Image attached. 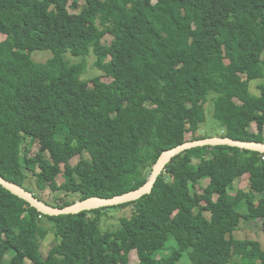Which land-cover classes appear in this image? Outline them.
Segmentation results:
<instances>
[{
	"label": "trees",
	"instance_id": "16d2710c",
	"mask_svg": "<svg viewBox=\"0 0 264 264\" xmlns=\"http://www.w3.org/2000/svg\"><path fill=\"white\" fill-rule=\"evenodd\" d=\"M69 2L0 0L1 177L28 191L33 179L39 192L79 196L60 205L31 191L60 209L127 194L188 134L212 137L197 136L208 102L219 137L264 143V84L260 96L251 92L264 80V0H88L78 14ZM36 52L50 57L36 62ZM68 53L83 59L71 64ZM92 55L112 82L97 76L88 89ZM234 167L250 175L249 189L231 196ZM119 207L131 215L103 230ZM258 220L264 232V155L196 148L168 164L151 195L79 215H42L0 185V264H130L133 252L138 264H180L184 251L191 264H264L263 244L236 236L243 222ZM51 234L58 243L44 256ZM171 237L178 249L159 257Z\"/></svg>",
	"mask_w": 264,
	"mask_h": 264
},
{
	"label": "rangeland",
	"instance_id": "374dc122",
	"mask_svg": "<svg viewBox=\"0 0 264 264\" xmlns=\"http://www.w3.org/2000/svg\"><path fill=\"white\" fill-rule=\"evenodd\" d=\"M87 1L88 0H70V2H69L70 12L73 14L80 13L81 10L83 9V7L86 5ZM107 36H106V42L110 44L112 41V38L109 36L107 37ZM5 40H6V36L0 35V42L5 41ZM49 57H50V53H48V52H36L33 55V58L36 62H44ZM82 59L83 58L72 56L71 53L66 54V60L69 61L71 64L79 63L80 61H82ZM263 59H264V55H263ZM87 62H88V70H87L88 72H87V74L84 75L83 80L85 81L86 87L88 89L92 88L91 81L93 78H95L97 76L100 77L102 79V81L105 83H111L112 82V79L107 78L105 76V73L96 67L97 58L94 55H92V57H90L87 60ZM261 84H264V80L253 81L251 83V92L253 95H257V96L261 95L260 91L258 90V87ZM205 110H206V116H207V124H206L207 127H203L202 130H200L197 133V136H203L206 134H208V136H212V137H217L218 135L222 136V132H219L218 130H216V128L220 127V126L215 121V119L213 117L211 102H208L206 104ZM251 131L252 132L258 131L256 124L251 125ZM192 137L193 136L191 134H188L187 140H191ZM39 149H40L39 145L32 146L30 157L35 156L39 152ZM84 158L88 159L89 155L88 154L84 155ZM79 161H80V159L78 157L74 158L72 160V165H77L79 163ZM195 163L197 164L198 162L195 161ZM234 170L237 174V181L234 185V188L229 191L231 196H235L239 190L247 191L249 189L250 175L246 174L245 176H240L239 170H237L236 167H234ZM65 180H66V178H65L64 174H62L61 176H59L57 178V182L60 185L63 184L65 182ZM209 182H210L209 179L204 180L203 183L201 184V186L198 187V190H196V194L198 192H199V194L204 193V189L209 185ZM26 185L29 186L30 188H33V190L32 189H30V190L33 191V193L35 195H37V194L40 195V197H42L44 199V201L49 202V203H58L60 205H64V203H66V202H74L79 198L78 195L73 194V193H71V194H65L62 192L53 193L50 190L45 191V192H39L37 190V188L35 187V183H34L33 179H30L26 183ZM262 196L263 195H260L259 197H262ZM202 200H203V198H202ZM120 208H123V207L114 208L110 211V213H108V216L104 219V221L102 223L103 230H106V231L118 230L120 227V219L122 217H129L131 215L130 208H128V207L124 208V209H120ZM111 212H113V213H111ZM244 212H247V207H244ZM177 213H178V215L184 214L186 216V214L183 213L182 211H179ZM174 220L176 222H180L179 220H181V219L177 220L176 216L174 215ZM44 221H43L42 225L45 228H50L48 225L51 223L50 222L44 223ZM48 230H50V229H48ZM236 236L238 239L257 240L263 244V248H264V232H263L262 220H258L256 222H243L241 224L239 231L236 233ZM42 243H43L42 244V252H43V255L46 256L47 253L58 243L57 237L55 235L51 234ZM177 249H178V244L176 242V239L171 237L170 241L165 246V249L163 251L159 252L158 256L162 257V258H168ZM14 254H15L14 251L9 252L5 257V261H7V262L11 261ZM138 263H139L138 256H137L136 252H133L131 254L130 264H138ZM27 264H33V263L27 261ZM180 264H191V259H190V256H189L187 251H184V253H182V258H181Z\"/></svg>",
	"mask_w": 264,
	"mask_h": 264
},
{
	"label": "water",
	"instance_id": "95a60500",
	"mask_svg": "<svg viewBox=\"0 0 264 264\" xmlns=\"http://www.w3.org/2000/svg\"><path fill=\"white\" fill-rule=\"evenodd\" d=\"M220 146H229L232 148L257 152L259 154L264 155V143L243 142V141H237L223 137H211L202 140L188 141L177 148L165 151L160 156L159 160L157 161V163L153 168V172L150 179L143 187L111 199H104L98 197L89 198L88 200L77 202L74 205L62 209L47 204L46 202L35 197L32 192L26 190L25 188L17 184H14L6 180L1 176H0V185L3 186L6 190L10 191L13 195L27 202L32 208H35L39 213L45 216L56 217L63 215H79L83 212H90L102 208H109V207L129 204L132 202H136L145 196L151 195L153 193L154 187L159 177L163 174L168 164H170V162L175 157L179 156L180 154H183L186 151L196 148L220 147Z\"/></svg>",
	"mask_w": 264,
	"mask_h": 264
},
{
	"label": "clouds",
	"instance_id": "9594fccd",
	"mask_svg": "<svg viewBox=\"0 0 264 264\" xmlns=\"http://www.w3.org/2000/svg\"><path fill=\"white\" fill-rule=\"evenodd\" d=\"M219 137V136H218ZM209 138H211V137H209ZM224 138V137H223ZM202 140V139H201ZM190 141V140H189ZM192 141V140H191ZM188 142V141H187ZM31 192V191H30ZM137 254V253H136ZM139 259V258H138Z\"/></svg>",
	"mask_w": 264,
	"mask_h": 264
},
{
	"label": "bare ground",
	"instance_id": "6f19581e",
	"mask_svg": "<svg viewBox=\"0 0 264 264\" xmlns=\"http://www.w3.org/2000/svg\"><path fill=\"white\" fill-rule=\"evenodd\" d=\"M176 158V157H175ZM156 186V185H155ZM155 188V187H154ZM82 214V213H81ZM43 215V214H42Z\"/></svg>",
	"mask_w": 264,
	"mask_h": 264
},
{
	"label": "crops",
	"instance_id": "0c3cea01",
	"mask_svg": "<svg viewBox=\"0 0 264 264\" xmlns=\"http://www.w3.org/2000/svg\"><path fill=\"white\" fill-rule=\"evenodd\" d=\"M245 176V175H244Z\"/></svg>",
	"mask_w": 264,
	"mask_h": 264
}]
</instances>
